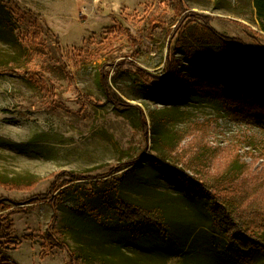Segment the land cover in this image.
<instances>
[{"label": "rangeland", "instance_id": "374dc122", "mask_svg": "<svg viewBox=\"0 0 264 264\" xmlns=\"http://www.w3.org/2000/svg\"><path fill=\"white\" fill-rule=\"evenodd\" d=\"M193 13L264 46L254 0H184L179 8L169 0H0V71L9 70L0 73V182L22 188L0 186V226L13 223L17 245L0 247L3 254L19 264H71L66 243L88 264H264V250L243 251L212 225L208 201L189 187L182 171L193 173L179 159L198 151L211 173L238 179L245 165L264 171V128L190 88L167 92L143 73L164 75L172 56L190 63L191 32L204 24ZM91 186L163 209L172 236L105 228L88 214L98 205ZM62 190L55 207L50 199ZM36 194L48 198L31 202Z\"/></svg>", "mask_w": 264, "mask_h": 264}, {"label": "trees", "instance_id": "16d2710c", "mask_svg": "<svg viewBox=\"0 0 264 264\" xmlns=\"http://www.w3.org/2000/svg\"><path fill=\"white\" fill-rule=\"evenodd\" d=\"M183 1L169 0V3L179 8ZM254 1L256 15H258L261 28L264 30V0ZM193 15L202 17L204 24L199 26V29L196 28V32L193 30L191 32L195 47H189L187 50L190 63L185 66L182 64V60L172 56L171 59H167L164 75L151 74L145 70L143 73L155 80L162 79L163 88L167 92H172L173 89L190 88L199 95L202 94L217 101L223 110L235 119L250 124L256 123L263 129L264 70L262 67L264 66V46L247 44L237 37L224 35L211 25V17L206 14L193 13ZM186 18L187 15H184L177 26L181 27ZM4 22L6 30L12 33L14 30H12L14 23L12 18L4 20ZM38 29L35 28L31 34V41L34 45H38L40 42L41 35ZM8 72L9 70L6 68L0 71V73ZM102 80L103 88L110 96L107 78L103 76ZM144 132L148 133L146 120L144 121ZM194 146H197V150L204 147L200 141ZM174 151V149L171 150V155ZM197 152H189L185 156L180 152L182 154L179 159H182L183 165L193 173L182 171L189 187H193L200 196L205 197L208 201L207 212L212 217V225L217 229H222L227 239L236 243L241 250L248 251L253 248L263 251L264 212L262 206H264V200L260 201L259 197L257 198L259 191L264 186L263 169L251 171L245 165L242 167L243 173L239 179L236 175L229 176L224 173L217 175L204 167H207V164H204L205 162ZM177 154L179 155V152L175 151V155ZM142 156L120 164L115 171L136 164ZM207 163L210 164V162ZM73 177L72 180L80 178L79 176ZM122 180V177H118L117 184ZM0 186L15 190L22 189L18 188L14 182H0ZM89 189L98 205L88 208V214L105 228L109 226L117 228L123 232L125 237L141 235L143 227H150L151 230L166 238L172 236L167 230L168 217L163 209L146 208L136 203H130L114 196L111 192H100L93 186ZM64 193L65 191L62 190L57 196L50 199L53 206H57V201ZM47 198L46 194H36L30 201H45ZM2 209L4 208L0 203V211ZM106 222L107 225L104 224ZM12 227L11 221H6L0 226V240H5V244L0 243L1 250L17 247L15 240L9 235ZM50 239L51 243L55 244L52 235H50ZM60 246L68 248L70 251L71 264L89 263L87 257L76 255L68 244L60 243ZM1 250L0 264H19L12 260L8 254H3Z\"/></svg>", "mask_w": 264, "mask_h": 264}]
</instances>
